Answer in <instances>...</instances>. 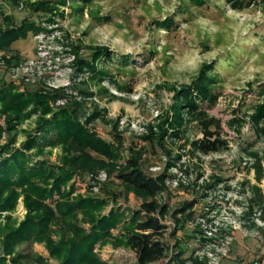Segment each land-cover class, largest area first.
Here are the masks:
<instances>
[{
  "label": "rangeland",
  "instance_id": "rangeland-1",
  "mask_svg": "<svg viewBox=\"0 0 264 264\" xmlns=\"http://www.w3.org/2000/svg\"><path fill=\"white\" fill-rule=\"evenodd\" d=\"M41 1L0 0V31L25 19L37 20L40 25L36 33L18 39L10 49H0V78L19 92L60 91L61 96L49 102L53 109L81 103L80 121L121 148L111 174L105 168L88 174L77 171L61 187V193L55 192L46 202L55 203L63 193L69 200L103 198L106 205L102 214L118 209L127 222L149 198L128 190L116 172L139 152L146 174H169L156 197L166 206L160 215L167 226L163 235L166 256L149 264H177L176 260L171 262L176 243L186 249L184 264L194 261L191 255L195 262L206 264V259H198L195 253L205 250L211 241L229 248V256L220 264H264V213L260 204L248 211L253 185L260 189L264 204V137L257 132L264 120L256 125L251 117L254 108L264 103V0H204L202 4L195 0H66L48 17L28 6ZM167 19H171L170 27L162 24ZM94 47L108 50V56L104 54L96 64L102 77L86 67L77 69L78 56L89 59ZM34 56L39 58L34 59L39 60L37 65L25 71ZM19 65L25 67L22 77L11 81L8 74ZM205 65L213 79L208 82L213 97H195L204 113L194 117L184 114L179 136H172L169 129L162 137L159 125L167 113L172 117L175 90L193 84ZM155 110L158 115H154ZM97 111L99 115H95ZM39 115L35 113L17 126L12 148L21 146L27 132L39 136ZM204 117L219 123L210 130L227 140V148L208 154L192 150L191 141L203 137L199 119ZM0 126L4 130L0 135L1 159L8 155L1 153V148L10 138L1 112ZM115 133L121 134L120 141ZM252 152L262 166L259 178ZM60 155V147H46L33 162L42 158L60 165ZM101 173L106 179H99ZM178 173L184 181L177 186L168 184ZM190 202L192 208L176 214ZM190 210L194 215L187 222L185 215ZM26 212L20 195L13 211L0 212V222L4 223L9 213L18 223ZM199 216L222 222L217 236L208 239L193 225ZM229 216L236 219V228L228 223ZM180 222H184L183 227H178ZM83 226L88 228L89 224ZM111 232L116 236L121 226ZM18 252L26 255L21 264H41L37 257L43 264H58L41 243H23ZM94 252L107 264H138L135 252L125 245L97 244Z\"/></svg>",
  "mask_w": 264,
  "mask_h": 264
},
{
  "label": "trees",
  "instance_id": "trees-1",
  "mask_svg": "<svg viewBox=\"0 0 264 264\" xmlns=\"http://www.w3.org/2000/svg\"><path fill=\"white\" fill-rule=\"evenodd\" d=\"M65 2L66 0H43L30 3L28 6L48 17L57 4H65ZM195 2L202 4L204 0H195ZM6 20L13 25L11 18L7 17ZM162 24L170 27L171 19L165 20ZM39 29L37 20L25 19L19 25L0 31V49H10L15 41L26 38ZM107 51L104 47H94L91 49L89 59L78 56L77 69L82 70L86 67L94 72V75L101 76L102 72L97 70L96 64L104 54L108 56ZM16 58L14 56V59ZM206 67L208 65L202 68L193 84L175 90L171 106L172 117L167 113L159 125L162 137L168 134L169 129H172V136H179L184 124V114L194 117L204 113L199 111L195 97H213L208 83L213 79L205 70ZM3 80L0 78V112L5 116L7 126L5 130L10 133V138L1 148V153L8 155L0 159V212L13 211L20 195L23 196L27 212L18 223L9 213L5 215V222H0V264L9 262L21 264L26 255L18 252V247L26 242L43 244L49 257L57 260L58 264H107L94 252L97 244L107 242L115 246L129 247L135 252L138 264H149L164 258L167 246L163 235L167 226L162 222L160 215L165 213L166 206L160 205L156 197L164 189L169 174L166 171L157 176L146 174L141 167L139 152L130 156L118 168L117 178L128 190L149 198L143 202L140 210L133 212L127 222L124 220L125 214L118 209L102 214L106 205L103 198L82 197L69 200L68 194L63 193L60 200L47 203L46 200L55 192L61 193V187L77 171L88 174L105 168L111 174L117 167L121 148L110 140L102 139L80 121L81 103L74 102L72 106L53 109L49 102L60 97V91L19 92L14 86L4 84ZM38 112L40 115L36 120V128L39 136L27 132V138L21 146L12 148V144L16 141L17 126ZM98 113L95 112V115H99ZM251 117L256 125L264 120V103L254 108ZM199 122L203 137L191 141L194 152L208 154L227 148V140L221 138L217 131L210 130L211 125L219 127V123L205 117L200 118ZM3 131L0 126V135ZM257 132L260 137H264V124L257 126ZM115 135L120 141L121 134L115 133ZM56 146L61 149L60 165L51 164L49 160L42 158L33 162L45 153L46 147ZM32 150L34 152L29 153ZM250 154L256 157L257 178H259L262 173L259 157L255 152ZM99 155L107 160L99 158ZM252 190L254 195L250 198L248 211L252 212L253 207L260 204L263 214L261 191L257 185H253ZM192 206V202L187 203L176 214L185 213ZM193 215L192 210L186 213L187 222L192 220ZM84 223H88L89 227H84ZM177 225L183 227L184 222ZM118 226H121V232L113 236L111 230ZM175 249L171 262L176 260L177 264H184L186 259L183 256L186 249L179 243L175 244ZM189 258L197 261L193 255ZM35 260L41 264L44 262L40 257Z\"/></svg>",
  "mask_w": 264,
  "mask_h": 264
},
{
  "label": "built area",
  "instance_id": "built-area-1",
  "mask_svg": "<svg viewBox=\"0 0 264 264\" xmlns=\"http://www.w3.org/2000/svg\"><path fill=\"white\" fill-rule=\"evenodd\" d=\"M40 49H41V47H40ZM34 59H39V58H38V56H36V57L34 56L33 59H31L29 61V63L27 64V66H26L27 69L25 71L29 72L30 71L29 67L37 65L39 60L34 61ZM0 64H3V61H0ZM22 69H25V67L23 68V66H21V65L15 66L14 68L11 69V72L8 74L10 76L11 81L16 80V79H20L22 77V72L24 71ZM27 75H28V73H27ZM158 114H159V111L155 110L154 115H158ZM99 179L100 180L106 179V175L104 173H101L99 176ZM180 181H184V176L181 173H178L175 178H172V179L168 180L167 182H168V184H170L172 186H177ZM97 187L98 186L94 184L93 188L95 190L98 189ZM228 223L231 224V226H233L234 228H236V224H237L236 219L230 217ZM193 225L200 227V229L203 232V235L205 237H207L208 239H212L215 236H217L218 231L221 230V228H222V226H221L222 222L217 221L216 218H211V220L208 221L205 217H200V216L195 218ZM226 244H228V242H226ZM195 256H197L198 259H200V260L205 258L206 264H220V262L223 258H226L229 256V248L225 244L218 245L215 242L211 241V242H208L205 250H203L201 252L196 251ZM186 264H200V263L195 262V261H190V262H186ZM255 264H257V263L255 262Z\"/></svg>",
  "mask_w": 264,
  "mask_h": 264
}]
</instances>
